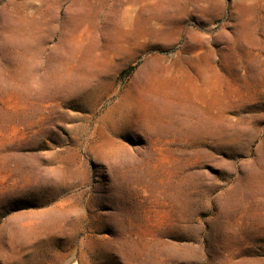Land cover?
Segmentation results:
<instances>
[{"label":"rangeland","instance_id":"1","mask_svg":"<svg viewBox=\"0 0 264 264\" xmlns=\"http://www.w3.org/2000/svg\"><path fill=\"white\" fill-rule=\"evenodd\" d=\"M0 264H264V0H0Z\"/></svg>","mask_w":264,"mask_h":264},{"label":"bare ground","instance_id":"2","mask_svg":"<svg viewBox=\"0 0 264 264\" xmlns=\"http://www.w3.org/2000/svg\"><path fill=\"white\" fill-rule=\"evenodd\" d=\"M45 65V64H44Z\"/></svg>","mask_w":264,"mask_h":264}]
</instances>
